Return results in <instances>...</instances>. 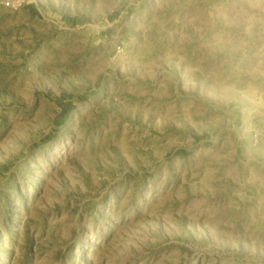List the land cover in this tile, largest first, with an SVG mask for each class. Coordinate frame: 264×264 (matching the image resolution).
I'll use <instances>...</instances> for the list:
<instances>
[{"label": "rangeland", "instance_id": "obj_1", "mask_svg": "<svg viewBox=\"0 0 264 264\" xmlns=\"http://www.w3.org/2000/svg\"><path fill=\"white\" fill-rule=\"evenodd\" d=\"M0 264H264V0H0Z\"/></svg>", "mask_w": 264, "mask_h": 264}, {"label": "built area", "instance_id": "obj_2", "mask_svg": "<svg viewBox=\"0 0 264 264\" xmlns=\"http://www.w3.org/2000/svg\"><path fill=\"white\" fill-rule=\"evenodd\" d=\"M21 4H16V3H13V2H7L6 3V7H9V8H12V9H18V7H20Z\"/></svg>", "mask_w": 264, "mask_h": 264}]
</instances>
